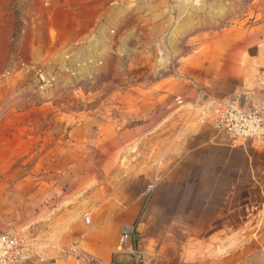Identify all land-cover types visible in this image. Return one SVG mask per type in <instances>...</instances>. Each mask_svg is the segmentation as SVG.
<instances>
[{"label": "rangeland", "instance_id": "obj_1", "mask_svg": "<svg viewBox=\"0 0 264 264\" xmlns=\"http://www.w3.org/2000/svg\"><path fill=\"white\" fill-rule=\"evenodd\" d=\"M263 65L264 0H0V188L88 156L74 129L111 119L113 95L189 80L211 96L235 84L224 96L249 103ZM252 164L231 190L187 187L145 209L149 264H264V160Z\"/></svg>", "mask_w": 264, "mask_h": 264}, {"label": "crops", "instance_id": "obj_2", "mask_svg": "<svg viewBox=\"0 0 264 264\" xmlns=\"http://www.w3.org/2000/svg\"><path fill=\"white\" fill-rule=\"evenodd\" d=\"M190 82L161 81L113 95L111 119L74 129L88 133V156L43 160L0 188V232L13 231L54 264L78 259L121 264L129 258L118 252L121 231L145 209L161 207V200L167 203L172 192L187 187L234 188L243 164L251 169L253 160H264V139L234 140L186 109L167 117L173 96L195 94ZM231 86L213 88V97H223ZM255 92L248 102L264 104V91Z\"/></svg>", "mask_w": 264, "mask_h": 264}, {"label": "built area", "instance_id": "obj_3", "mask_svg": "<svg viewBox=\"0 0 264 264\" xmlns=\"http://www.w3.org/2000/svg\"><path fill=\"white\" fill-rule=\"evenodd\" d=\"M257 85L264 90V71L256 78ZM241 96L233 94L215 98L200 87L195 89L192 97L181 95L173 96L171 99V111L169 116L181 109L195 112L197 119L207 122L213 129L230 136L239 141H259L264 139V106L244 103ZM165 117V118H167ZM85 223L89 217L84 216ZM141 237L137 229V223L123 227L119 239L118 252L128 255L131 264H149L141 245ZM33 258H37L39 264H54L47 261L22 238L11 230L0 232V264H23ZM120 264L116 261H82L77 264Z\"/></svg>", "mask_w": 264, "mask_h": 264}]
</instances>
